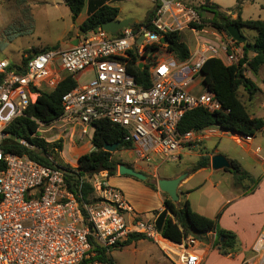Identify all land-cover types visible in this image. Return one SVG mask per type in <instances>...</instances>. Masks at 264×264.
<instances>
[{
	"label": "built area",
	"instance_id": "built-area-1",
	"mask_svg": "<svg viewBox=\"0 0 264 264\" xmlns=\"http://www.w3.org/2000/svg\"><path fill=\"white\" fill-rule=\"evenodd\" d=\"M146 1L154 8L149 26L135 23L115 35L99 27L82 34L66 50L38 51L30 57L23 53L17 63L0 58V163L4 165L0 171V264H83L94 257L90 240L107 250L131 234L177 248L178 264H199L193 238L174 244L156 230L155 216L144 220L136 214L127 216L132 209L123 192L110 185L107 172L85 177L71 191L62 169L3 152L4 142L11 138L10 125L26 118L40 93L53 90L65 77L75 87L61 97L60 116L48 125L28 117L37 129L59 125L52 139L38 137L48 144L67 138L87 139L91 145L97 124L106 122L122 130V141L129 144L123 152L133 153L140 162L176 163L185 150L197 148L205 134L214 133L217 126L184 134L177 131L184 115L193 109L221 110L202 83L201 68L213 56L207 58L203 46L177 63L166 51L167 43L161 42L167 33L200 25L196 8L206 0ZM231 43L236 42L231 39ZM229 51L225 61L236 65L239 48ZM130 67L146 69L148 86L134 81ZM197 76L200 79L194 82ZM197 86L201 92L194 94ZM240 137L234 135L237 141ZM241 139L247 142L250 137ZM16 142L39 150L23 140ZM84 182L93 190L91 203L81 197ZM252 251L257 259L241 264H264V232Z\"/></svg>",
	"mask_w": 264,
	"mask_h": 264
},
{
	"label": "trees",
	"instance_id": "trees-1",
	"mask_svg": "<svg viewBox=\"0 0 264 264\" xmlns=\"http://www.w3.org/2000/svg\"><path fill=\"white\" fill-rule=\"evenodd\" d=\"M65 5L71 12L72 19L75 20L84 7L85 0H64ZM240 9L239 1L235 7L238 12ZM201 16L210 14L211 27L217 32L227 34L226 29L230 25H236L240 30H250L255 33L252 39H246L242 45V57L236 65L226 66L218 58L207 59L202 68V83L204 88L213 93L217 101L221 105L220 111L208 112L202 108H196L187 112L180 121L177 131L181 134L187 132H197L205 128L217 126L224 132L238 134L242 137H254L258 132L264 128V120L260 118H253L249 115L244 103L239 97V90L245 93L248 99L259 91L254 82L245 76V72H249L252 76H256L259 70L264 67V22L263 21H242L239 17L231 19L224 13L217 10V7L206 0L205 4L196 8ZM119 10L114 7L103 5L101 3L97 9L79 25L81 33L94 31L101 27L104 23L117 20ZM153 17V11L148 15L144 21L145 25L149 23ZM203 25L191 24L190 28L197 31L203 29ZM242 35V33H241ZM167 47L166 51L174 59L175 62L180 63L185 61L189 56V49L181 40L179 33H167ZM239 45L240 43H236ZM55 49L54 47L42 48L40 50L30 49L26 53L31 56V53L38 51H46ZM133 65V61L131 63ZM128 73L134 78L137 84L148 86L147 71L139 70L138 68L130 67ZM75 87V82L69 77H65L53 90L41 92L35 103L27 110V117L16 120L8 128V133L11 138L4 142V154H14L18 156H26L42 165L55 166L65 172V178L68 188L71 191L77 190V185L85 177L97 174L99 172H107L108 177H113L116 174L119 163L112 159V154L104 150L105 145H113L119 143L120 146L116 150L128 149L129 144L122 141L123 132L116 126L106 122H99L96 126L94 135L91 140L93 151L80 155L77 158V167L71 168L67 164L58 161L59 153L62 149V141H56L48 144L42 139L35 136L37 125L28 120V117H34L40 123L48 125L53 120L58 118L61 114V97ZM23 140L29 145L39 149L29 150L16 142V140ZM115 150V151H116ZM47 158H51L49 161ZM208 160L198 163L194 170L206 167ZM4 165L0 163V171L3 170ZM230 171L236 176L238 181L242 179H249L254 186L258 181L250 179V177L241 169L240 165L234 161H230ZM150 189L156 190L153 183H145ZM81 197L86 203H91L93 190L87 183L81 184ZM164 210L161 212H153L156 217L154 225L161 237L174 244H181L183 239L192 237L200 241H206L209 234H214V241L211 248L215 250L220 256L231 257L240 251L238 239L235 234L229 231L221 230L218 227L217 219H210L193 212L189 206L188 201H184L179 205L173 204L165 195ZM145 239L140 235L131 234L126 240L116 244L107 250L98 247L95 242H91V252L94 257L89 262L98 261L105 264H114L112 258L109 256V251L115 247H126L134 242Z\"/></svg>",
	"mask_w": 264,
	"mask_h": 264
},
{
	"label": "rangeland",
	"instance_id": "rangeland-1",
	"mask_svg": "<svg viewBox=\"0 0 264 264\" xmlns=\"http://www.w3.org/2000/svg\"><path fill=\"white\" fill-rule=\"evenodd\" d=\"M101 3L119 10L117 20L131 18L136 20V24H144V21L154 9L153 4L146 0H85L82 11L77 18L73 20L71 12L65 5L64 0H0V58L6 59L10 63H17L20 61L22 54L30 49L40 50L42 48L54 47L66 50L75 46L79 37L83 34L79 30V25L83 22L82 19L85 16L87 18ZM213 4L222 11L228 13L236 12L234 7L235 4L232 0H213ZM241 11L243 17H250L253 20L255 15L257 16L259 12L255 6L241 8L240 13ZM260 15L262 19H264V14L262 13ZM199 16H201V14ZM211 18L210 14L200 17L199 24L204 26L200 31L194 30L195 33L190 32V34L189 31L192 29L188 27L187 30L184 29L179 32L181 40L186 44L187 48H191L194 45L196 49H201L204 46L205 48H203V51L205 52L207 50L205 53L207 58L213 56V58L219 59V56L222 55L225 59L226 52L230 53V48H239V51H237L239 60L242 57V44L237 45V42L232 44L229 36L223 32L214 30L209 23ZM241 33L242 36L248 40L255 35V33L250 30H242ZM200 36L203 39L200 38ZM213 50H215V52ZM199 79L200 76H197L194 82H197ZM200 88L201 86H197L194 89V94L200 93ZM243 95V93L241 95L239 94L242 102L244 101ZM58 126L59 125L39 127L35 136L45 140L52 139L53 136L57 134L55 131L59 129L57 128ZM86 141L87 139H83L82 142L76 139L70 141L67 138L62 140V149L58 161L69 165L71 168H76L77 164H74L77 156L89 153V151L92 150V146L87 144ZM211 143L205 145L207 151L215 149V145ZM111 154L112 159L119 163V165H127L129 160L135 158L133 153L123 152L122 149L116 150ZM196 162V158L182 156L176 163L169 161L164 162V164L159 167L158 173L161 175L177 168L193 165ZM140 164L143 167H154L157 162H144V164ZM156 181L155 179H151V182L155 185ZM126 203L130 206L127 200ZM179 204L180 203L177 205ZM133 214H136L134 210L132 213H128L127 216ZM136 215L144 220V216L139 214ZM195 241L196 245L193 252L196 255H200L207 248V245L211 246L214 241V235L209 234L206 241L197 239ZM167 247H169V245ZM167 247H162L147 239H143L126 247L112 248L109 251V256L112 258L114 264H178L176 255L178 249L170 246V250H172V252H170L167 250ZM231 257V259H226L223 256L219 258L211 255L205 264H238L237 260L233 258V256ZM253 258L257 259L256 254L252 251L245 257L246 260H251ZM199 259V264H202L200 257Z\"/></svg>",
	"mask_w": 264,
	"mask_h": 264
},
{
	"label": "crops",
	"instance_id": "crops-1",
	"mask_svg": "<svg viewBox=\"0 0 264 264\" xmlns=\"http://www.w3.org/2000/svg\"><path fill=\"white\" fill-rule=\"evenodd\" d=\"M232 1L235 4L234 7L239 1L240 9L255 6L259 11L258 15H255L253 20L250 17H243L240 9L238 12L228 13L216 6L217 10L233 20L239 17L242 21L264 22L260 15L264 14V0ZM210 2L213 4V0H210ZM85 19L86 16L82 20L84 21ZM200 38L202 37L200 36ZM188 49L189 52H192L195 50V46L193 45ZM219 59L224 65L229 66L222 55L219 56ZM263 74L264 67L259 70L255 77L249 72H245V76L254 82L259 91L252 99H248L242 89L239 90L241 93L238 92V94H244L243 103L249 115L253 118L264 120ZM205 135L198 143L199 146L197 148L185 150L183 155L180 156V158L182 156L196 158L197 162L193 165L177 168L160 175L158 169L164 162L157 161L154 167H143L140 164L142 162L132 158L125 166L144 174L147 177L146 181H139L131 176L118 175V173L113 177H108V181L111 186L123 192L125 199L132 208V212L134 210L136 214L144 216V219H149L154 216L153 212L164 210V200L166 198L165 194L160 192L157 187L156 190H152L145 183H152L151 179H174L181 174L187 173V177L180 183L177 190L179 203L188 201L193 212L210 219H215L220 214L217 219L218 227L221 230L232 232L238 239L240 251L233 255V258L237 260L238 264H241L246 260V255L252 251L258 236L264 232V128L254 137H250L247 142L241 139L242 136L237 141L234 139V135L238 134L224 132L219 128L214 129V133ZM209 143L215 145V149L212 151L205 149V145ZM217 154L224 156L229 164L230 161L239 164L250 179L258 181V184L254 186L249 179L238 181L230 169L212 170L210 159ZM204 160H208V165L194 170L197 164ZM76 162L74 165H76ZM211 255L221 257L211 246L207 245L204 252L198 256L201 258L202 264H205ZM225 258L231 259L232 257Z\"/></svg>",
	"mask_w": 264,
	"mask_h": 264
},
{
	"label": "water",
	"instance_id": "water-1",
	"mask_svg": "<svg viewBox=\"0 0 264 264\" xmlns=\"http://www.w3.org/2000/svg\"><path fill=\"white\" fill-rule=\"evenodd\" d=\"M136 23L135 19L127 18L122 20H115L111 22L104 23L101 27L104 31L108 32L111 35H115L119 30L123 28L131 27ZM226 32L228 36L235 42L244 44L245 38L241 35L240 30L237 28L236 25H230L227 27ZM162 43H167V38L164 37L161 40ZM120 146L119 143L113 145H105L104 150L109 153H113L118 147ZM210 167L212 170H222V169H230V164L228 160L220 155H214L210 159ZM118 175H126L131 176L139 181H146L147 177L137 171H134L132 168H129L125 165H119L117 168ZM187 177V173L181 174L180 176L174 179H159L156 181L157 189L164 193L168 199L173 204L179 203V197L177 194L178 187L180 183Z\"/></svg>",
	"mask_w": 264,
	"mask_h": 264
},
{
	"label": "bare ground",
	"instance_id": "bare-ground-1",
	"mask_svg": "<svg viewBox=\"0 0 264 264\" xmlns=\"http://www.w3.org/2000/svg\"><path fill=\"white\" fill-rule=\"evenodd\" d=\"M159 245L162 246V247H167L169 244L168 243H165L164 241H160ZM170 248L171 247L169 245V247H167V250H169L170 252H172V250H170Z\"/></svg>",
	"mask_w": 264,
	"mask_h": 264
}]
</instances>
